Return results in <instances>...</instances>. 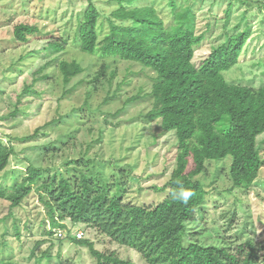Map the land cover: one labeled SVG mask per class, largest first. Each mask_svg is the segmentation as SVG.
<instances>
[{"label": "rangeland", "instance_id": "374dc122", "mask_svg": "<svg viewBox=\"0 0 264 264\" xmlns=\"http://www.w3.org/2000/svg\"><path fill=\"white\" fill-rule=\"evenodd\" d=\"M89 2L99 12L98 40L108 33L111 14L120 7L151 6L164 27L172 22L170 0H0V137L15 149L0 172V184L17 183L32 165L42 170V181L56 174L74 182L87 173L123 202L155 205L165 196L162 187L176 152L173 131L146 117L155 73L135 62L79 50L78 21ZM175 6L191 7L195 33L203 34L194 49L196 66L237 24L238 29L248 27L238 63L222 74L228 83L263 84L264 0H175ZM19 23L37 28L26 42L14 38ZM62 41L59 51L49 47ZM61 60H75L83 69L67 84L58 68ZM256 141L264 159V132ZM230 161V156L213 160L196 177L207 195L186 238L231 250L252 240L261 259L264 165L249 189H232ZM61 222L64 228L52 227L36 185L17 207L9 209L0 200V264H96L88 246L72 240L78 231L104 254L146 264L134 249L111 242L84 223Z\"/></svg>", "mask_w": 264, "mask_h": 264}, {"label": "trees", "instance_id": "16d2710c", "mask_svg": "<svg viewBox=\"0 0 264 264\" xmlns=\"http://www.w3.org/2000/svg\"><path fill=\"white\" fill-rule=\"evenodd\" d=\"M170 6L172 22L166 27L151 6L120 7L111 14L108 33L98 40L99 12L89 2L76 35L82 52L135 62L155 73L146 117L173 131L176 144L174 165L162 187L165 196L155 205L129 204L120 195H110L107 184L87 173L74 182L56 174L42 181V170L29 165L17 183L0 184V200L7 201L9 209L17 207L36 185L52 227L64 228V219L84 223L111 242L134 249L146 264H264L252 240L231 250L186 238L187 227L207 195L196 179L207 163L230 156L232 189H249L264 165L256 141L264 132V82L259 87L228 83L222 74L238 63L249 29H238L237 24L236 31L196 66L194 49L203 34L195 33L194 13L189 6L177 10L175 0ZM36 31L35 26L19 23L13 35L26 42ZM63 44L52 42L49 47L59 51ZM58 68L64 84L83 70L75 60H61ZM262 73L264 81V68ZM14 153V146L0 137V172ZM181 190L192 193L187 202L173 198ZM72 240L87 245L96 264H130L96 250L87 240Z\"/></svg>", "mask_w": 264, "mask_h": 264}, {"label": "clouds", "instance_id": "9594fccd", "mask_svg": "<svg viewBox=\"0 0 264 264\" xmlns=\"http://www.w3.org/2000/svg\"><path fill=\"white\" fill-rule=\"evenodd\" d=\"M192 193L189 190H181L179 195L176 193H173L174 199H180L184 202H187V200L191 197Z\"/></svg>", "mask_w": 264, "mask_h": 264}, {"label": "built area", "instance_id": "2783aa9c", "mask_svg": "<svg viewBox=\"0 0 264 264\" xmlns=\"http://www.w3.org/2000/svg\"><path fill=\"white\" fill-rule=\"evenodd\" d=\"M55 235L58 238H61L63 236V232L60 229H57V232H55ZM74 237L76 239H83V233L81 231H78V232L75 233V236Z\"/></svg>", "mask_w": 264, "mask_h": 264}]
</instances>
